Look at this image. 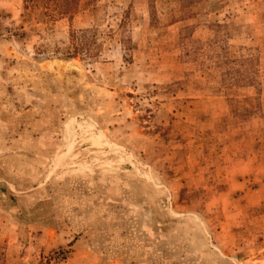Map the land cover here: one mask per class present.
<instances>
[{"label": "rangeland", "instance_id": "rangeland-1", "mask_svg": "<svg viewBox=\"0 0 264 264\" xmlns=\"http://www.w3.org/2000/svg\"><path fill=\"white\" fill-rule=\"evenodd\" d=\"M0 264H264V0H0Z\"/></svg>", "mask_w": 264, "mask_h": 264}, {"label": "trees", "instance_id": "trees-1", "mask_svg": "<svg viewBox=\"0 0 264 264\" xmlns=\"http://www.w3.org/2000/svg\"><path fill=\"white\" fill-rule=\"evenodd\" d=\"M81 0H23L24 7L28 9H40L47 17L54 18L56 16L62 18H72L77 14ZM90 31H82L81 34H88ZM71 37V46L68 48V55L72 58L78 57L85 52L87 41L82 42L76 38L74 33Z\"/></svg>", "mask_w": 264, "mask_h": 264}]
</instances>
